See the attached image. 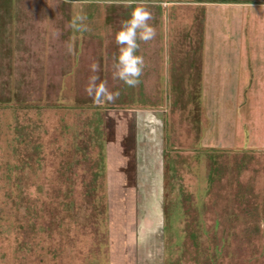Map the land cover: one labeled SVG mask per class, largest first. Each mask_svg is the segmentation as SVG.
I'll list each match as a JSON object with an SVG mask.
<instances>
[{"label":"rangeland","instance_id":"374dc122","mask_svg":"<svg viewBox=\"0 0 264 264\" xmlns=\"http://www.w3.org/2000/svg\"><path fill=\"white\" fill-rule=\"evenodd\" d=\"M136 3L155 35L137 38L144 66L130 86L115 75L116 33ZM93 75L105 94L86 91ZM139 110L163 117L154 194L123 186L111 122ZM90 138L95 160L102 139L116 160L108 191L89 170L60 172L72 139ZM135 210L142 229L159 216L152 264H264V0H0V264H82L64 254L80 246L95 264H130Z\"/></svg>","mask_w":264,"mask_h":264},{"label":"crops","instance_id":"0c3cea01","mask_svg":"<svg viewBox=\"0 0 264 264\" xmlns=\"http://www.w3.org/2000/svg\"><path fill=\"white\" fill-rule=\"evenodd\" d=\"M208 3H215V2H208ZM214 10H215L214 7L213 8L208 7L206 9V12L214 13L215 12ZM129 113L124 114L122 112H119V113L117 112L115 118L111 121L113 122L112 124L117 127L116 129L119 130V132L117 133L119 135H122L120 136L122 138L121 146L124 147L125 150L124 152L123 151L121 152L120 159H124V160L128 159L127 164L129 166V169L127 170L124 169V171L122 170L121 172L122 183H124L123 186H126V187L130 186L133 190H136V192L142 191L143 186H146L147 190L152 192L151 194H154L153 191L159 192L160 183L158 182L159 181L158 178L163 173V170L161 169H163L165 166V160L162 154L163 139H164L161 133L163 131L162 129L164 126L162 112L158 110L157 111L139 110L136 113L134 112L131 113V117ZM108 121L109 120H107V123H109ZM153 126L156 127L154 133H152ZM107 127H109V125H107ZM110 133L108 134V136L111 135ZM92 140L93 138H90L88 142L79 140L80 142H85L84 144L80 145L77 139L75 140L72 139V141L70 142V146L67 148L68 149L67 160H68L69 170L67 172H64V171H60V172H62L61 174L63 176L68 174L69 176H71L69 177V179L73 180V178H81L82 175H86L87 170H89L88 173L91 172V177H92V178L90 177L89 179H91V183L92 182L96 183L95 184L96 190H97V184L100 181H105L106 179V182H105L106 191H108L110 181H108L109 179H107L108 176H107L106 166L108 169H110L113 172V174L116 175L117 174V172H115L117 170L115 169L116 160H114L115 158L113 159L112 154L106 155V152L105 154L102 153V151L100 152L101 147L104 148V146H106V141H104L105 143L104 144L103 139L102 141L98 142V145H99L98 148L100 150L98 152V157L95 160L92 154V150H91ZM109 140L110 139H108V141ZM106 148H108L107 153L110 152V147L108 143L105 149ZM22 160H24V158ZM8 163L9 162H6V165H5V167L7 168L5 175L7 174L8 169H10L9 167H11V164H12V162L11 164L10 163L8 164ZM12 168H15V165ZM58 172L59 170H57L54 173H58ZM8 178L10 179V176H8ZM18 178L19 177H17L16 181H15L16 177L15 179H13L14 184L21 185V181ZM85 179L86 178L84 179L82 178L83 180L82 183H75L72 181L70 183L72 184V187H71L72 189L71 188L70 189L74 191V189L76 190V189L83 188ZM91 183H90L91 185L90 190L92 191L95 188H93V185ZM103 183L104 182H102L101 184ZM84 185L86 186L87 183H85ZM148 194L146 193V195ZM140 200H142L141 196H140ZM148 200H149V197L145 198V200L143 201L147 202ZM134 202H132L133 206L137 205V207L141 206L140 204L143 203V202H140L137 204V202L135 203ZM151 203L152 202L150 201L149 204L153 206L154 204H151ZM137 211L135 210L130 215V217H128L129 220L131 219L132 221L131 224L133 223L134 228L130 227L131 228L130 229L128 227V230L130 231V235L127 237L128 238L127 240H128V244L132 246L130 248V251L133 250V252L134 253L136 252L137 254V258H134V259L132 258L130 264H152V256L155 257L156 255V258H157V254H158L156 246L154 247L155 243H153L154 244L153 245L152 242H154L153 240L154 235L157 234V236H159L158 229H157L159 226L158 225L159 216H153V215L149 216L151 227L146 226V228L142 229V224H143L141 221L142 216L140 215L136 217ZM120 219H126V217L122 216ZM135 222H138L139 225L136 226ZM131 230H134V231H131ZM131 232L136 233L135 236L131 235L132 234ZM144 240H146L147 242H145ZM121 244H122V241H121ZM120 248L122 249V247ZM64 254L71 255V260H74L76 255L82 256V258L84 257L82 264H95L92 259L93 252H92V249L90 248L89 250H86V247H82V246H80L78 249H74L73 247L72 251L70 250L69 252L66 251ZM85 257H88V259H86ZM158 259L159 258H157V260ZM68 260H70V257H68ZM147 262H150V263H147Z\"/></svg>","mask_w":264,"mask_h":264},{"label":"clouds","instance_id":"9594fccd","mask_svg":"<svg viewBox=\"0 0 264 264\" xmlns=\"http://www.w3.org/2000/svg\"><path fill=\"white\" fill-rule=\"evenodd\" d=\"M125 3H134L135 0H124ZM151 12L148 8L140 3H136L131 10L130 16L127 20L122 21L120 29L116 33V42L121 45L117 57L116 73L115 75L122 79L126 84L134 86L138 83L144 60L143 57L137 54L139 47L137 38L143 41H149L155 35L154 28L148 23L151 19ZM93 71L96 70L97 65H91ZM97 77L93 75L90 78L89 86L86 91L92 94L94 91L97 96L106 93V88L103 84H96ZM118 95V93H117ZM107 98L111 100L112 94H107Z\"/></svg>","mask_w":264,"mask_h":264},{"label":"trees","instance_id":"16d2710c","mask_svg":"<svg viewBox=\"0 0 264 264\" xmlns=\"http://www.w3.org/2000/svg\"><path fill=\"white\" fill-rule=\"evenodd\" d=\"M200 2H219V3H252L256 0H197Z\"/></svg>","mask_w":264,"mask_h":264}]
</instances>
